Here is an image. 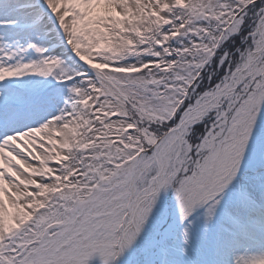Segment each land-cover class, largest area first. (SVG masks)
Masks as SVG:
<instances>
[{"label": "snow or ice", "instance_id": "obj_1", "mask_svg": "<svg viewBox=\"0 0 264 264\" xmlns=\"http://www.w3.org/2000/svg\"><path fill=\"white\" fill-rule=\"evenodd\" d=\"M0 264H264V0H0Z\"/></svg>", "mask_w": 264, "mask_h": 264}]
</instances>
